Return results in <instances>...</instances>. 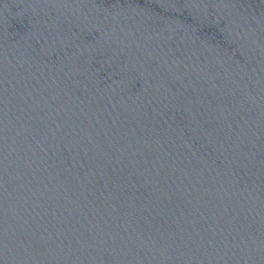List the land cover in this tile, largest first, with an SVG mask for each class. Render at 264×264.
I'll return each mask as SVG.
<instances>
[{
  "label": "water",
  "instance_id": "obj_1",
  "mask_svg": "<svg viewBox=\"0 0 264 264\" xmlns=\"http://www.w3.org/2000/svg\"><path fill=\"white\" fill-rule=\"evenodd\" d=\"M0 264H264V0H0Z\"/></svg>",
  "mask_w": 264,
  "mask_h": 264
}]
</instances>
